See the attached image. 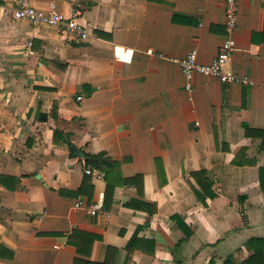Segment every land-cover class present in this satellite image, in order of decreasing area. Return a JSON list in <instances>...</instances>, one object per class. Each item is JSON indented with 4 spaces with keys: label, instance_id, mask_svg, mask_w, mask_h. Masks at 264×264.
<instances>
[{
    "label": "crops",
    "instance_id": "1",
    "mask_svg": "<svg viewBox=\"0 0 264 264\" xmlns=\"http://www.w3.org/2000/svg\"><path fill=\"white\" fill-rule=\"evenodd\" d=\"M52 1L85 39L0 0V264H264V0L225 65L253 84L195 73L191 99L170 57L215 58L226 0Z\"/></svg>",
    "mask_w": 264,
    "mask_h": 264
},
{
    "label": "built area",
    "instance_id": "2",
    "mask_svg": "<svg viewBox=\"0 0 264 264\" xmlns=\"http://www.w3.org/2000/svg\"><path fill=\"white\" fill-rule=\"evenodd\" d=\"M241 0H226L224 7L226 35L221 43L215 58L209 63L198 61L197 49H191L183 57H170V60L177 62L185 76V89L189 93V99L192 98L193 78L195 73L210 75L216 77L225 83L253 84V80L246 75H239L225 68V65L231 60L236 48V40L233 33L237 27V15L239 2ZM14 15L19 19H27L32 24L37 25L45 23L64 30L75 31L82 39L88 36V32L92 24L87 22L79 24L74 16L67 17L63 15L56 7L55 1L51 3L49 11H43L34 7L29 0H18V7L14 10ZM78 100L82 101L83 97L78 96ZM91 172V169H87ZM97 176H101V172H97ZM82 202H77L76 206H82ZM88 213L94 215L103 210L102 202L96 201L85 206Z\"/></svg>",
    "mask_w": 264,
    "mask_h": 264
},
{
    "label": "trees",
    "instance_id": "3",
    "mask_svg": "<svg viewBox=\"0 0 264 264\" xmlns=\"http://www.w3.org/2000/svg\"><path fill=\"white\" fill-rule=\"evenodd\" d=\"M256 133L262 135L263 137V143H262V146L264 147V130H260V131H256ZM68 143H70L68 141ZM85 157H86V163H87V166L90 167V168H98V169H101V170H104L105 173H106V176H107V181H108V187H107V193L110 192V176L108 174V167L111 166L112 164H114V162L110 161V160H107L105 157H104V154L103 153H98V154H85ZM252 261L254 260L251 259ZM249 263V261L247 262V264Z\"/></svg>",
    "mask_w": 264,
    "mask_h": 264
},
{
    "label": "water",
    "instance_id": "4",
    "mask_svg": "<svg viewBox=\"0 0 264 264\" xmlns=\"http://www.w3.org/2000/svg\"><path fill=\"white\" fill-rule=\"evenodd\" d=\"M71 147H72V149H73V150L77 151V149L75 148V146H74V145H72Z\"/></svg>",
    "mask_w": 264,
    "mask_h": 264
}]
</instances>
